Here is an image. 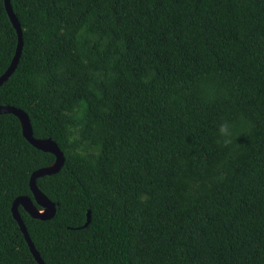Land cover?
<instances>
[{
  "label": "trees",
  "instance_id": "trees-1",
  "mask_svg": "<svg viewBox=\"0 0 264 264\" xmlns=\"http://www.w3.org/2000/svg\"><path fill=\"white\" fill-rule=\"evenodd\" d=\"M11 4L0 105L65 155L36 180L55 216L19 208L45 263L264 264V0ZM17 43L0 0V76ZM224 120L248 128L231 148ZM55 159L0 114V264H39L11 206Z\"/></svg>",
  "mask_w": 264,
  "mask_h": 264
},
{
  "label": "water",
  "instance_id": "water-1",
  "mask_svg": "<svg viewBox=\"0 0 264 264\" xmlns=\"http://www.w3.org/2000/svg\"><path fill=\"white\" fill-rule=\"evenodd\" d=\"M5 8L7 14L17 32L18 43L15 55L12 59L11 64L7 68V70L0 76V85L11 75V73L15 70L23 49V29L17 18L11 0H4ZM1 113H12L16 115L22 126V132L24 137L36 148L43 150L45 152H50L55 155V162L49 166L40 168L35 170L30 177V188L33 193V198L28 195L18 196L13 200L11 211L14 219L18 222L21 231L23 232L27 243L29 245L30 251L33 254L35 260L39 264H46L43 260L41 254L35 247L34 242L28 234L26 225L22 219L19 208L22 207L29 215L33 218L39 220H49L53 218L57 211V203L51 200L37 185V178L45 175L54 174L63 167L65 163V155L64 152L60 149L57 143L51 138H36L33 133V126L31 123V119L29 114L18 107L11 105H0V114ZM90 217L88 218V222ZM87 222V223H88Z\"/></svg>",
  "mask_w": 264,
  "mask_h": 264
},
{
  "label": "clouds",
  "instance_id": "clouds-1",
  "mask_svg": "<svg viewBox=\"0 0 264 264\" xmlns=\"http://www.w3.org/2000/svg\"><path fill=\"white\" fill-rule=\"evenodd\" d=\"M201 91L207 100H214L216 97L215 90L211 85H202ZM216 133L217 142L224 148H231L234 144H237L238 137L248 134V128L242 121L237 124L224 120L218 125Z\"/></svg>",
  "mask_w": 264,
  "mask_h": 264
}]
</instances>
